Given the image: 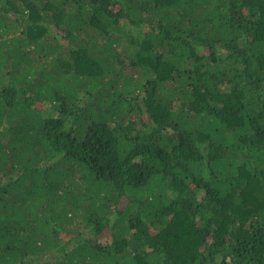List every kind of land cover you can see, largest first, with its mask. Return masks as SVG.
I'll list each match as a JSON object with an SVG mask.
<instances>
[{"label":"trees","instance_id":"obj_1","mask_svg":"<svg viewBox=\"0 0 264 264\" xmlns=\"http://www.w3.org/2000/svg\"><path fill=\"white\" fill-rule=\"evenodd\" d=\"M0 264H264V0H0Z\"/></svg>","mask_w":264,"mask_h":264}]
</instances>
